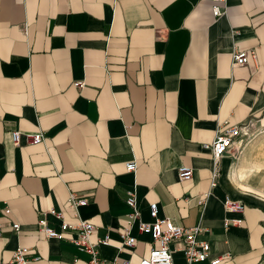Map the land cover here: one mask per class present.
Segmentation results:
<instances>
[{
  "label": "crops",
  "instance_id": "obj_1",
  "mask_svg": "<svg viewBox=\"0 0 264 264\" xmlns=\"http://www.w3.org/2000/svg\"><path fill=\"white\" fill-rule=\"evenodd\" d=\"M212 4L0 0V262L22 246L28 264H87L78 246L37 227L73 222L74 194L88 199L77 211L95 225L91 240L109 237L99 255L137 264L158 244L134 222L135 245L118 248L134 190L142 221L156 202L160 217L200 225L210 257L226 256L218 264H264V0H226L219 18ZM234 49L256 56L233 66ZM225 120L252 125L233 139L212 185L203 145ZM13 130L22 132L17 145ZM37 131L43 141L28 143L24 132ZM181 165L190 179L178 178ZM226 197L243 212L225 211ZM227 218L242 222L225 227ZM170 248L172 264H186Z\"/></svg>",
  "mask_w": 264,
  "mask_h": 264
},
{
  "label": "built area",
  "instance_id": "obj_2",
  "mask_svg": "<svg viewBox=\"0 0 264 264\" xmlns=\"http://www.w3.org/2000/svg\"><path fill=\"white\" fill-rule=\"evenodd\" d=\"M212 14L215 18H219L226 14V0H212ZM23 32H27V26L23 25ZM254 50H239L234 49L231 52V63L233 66H240L246 64L251 58H255ZM83 83L77 82L75 85L81 87ZM252 123L250 120L242 121L238 124H229L226 120L219 122L215 129V137L211 143H205L204 148L208 149L212 155V168H211V184L214 185L219 176V162L223 155L227 154L233 145V139L238 135H247ZM11 142L17 145L22 134L21 131H10ZM25 139L28 143L37 144L43 141V133L37 132H24ZM256 133L252 135L254 137ZM137 167L136 161L131 160L126 162L127 171H135ZM192 168L181 165L177 169V176L180 180H188L192 177ZM88 202L87 198L77 197L70 194L66 208L73 211V222L62 221L60 230L56 231L49 227L45 219H40L37 223L38 230L49 238L63 239L67 238L71 243L78 246L82 251L89 255L87 264H129L128 261H118L116 258L107 259L101 257L98 253V245H108L110 243L109 237L105 236L97 241L91 240V235L95 230V225L87 219L80 217L77 207L84 205ZM126 204L131 208L128 216L127 226L122 229L120 234L121 249L123 246H134L135 237L131 235V226L137 222L139 232L149 233L152 241L157 243V247H153L147 256L140 259L137 264H172V252L170 244H175V249L180 251L186 264H196L197 262L208 260L209 264H218L226 256H211V247L208 241L197 238L198 233L202 230L200 225L192 227H184L175 224L169 217H160L158 215V205L156 202L149 204L150 221H142L139 218V210L137 206V197L134 190L127 192L125 199ZM223 207L227 212L242 213L244 204L242 201L226 197L223 202ZM57 217H62V213L51 211ZM239 224L242 218L225 219L224 226L229 223ZM20 225L18 223L12 224L14 231H19ZM75 232V236H66L68 232ZM27 248L18 246L14 249L11 258L7 261L0 262V264H28L26 257Z\"/></svg>",
  "mask_w": 264,
  "mask_h": 264
}]
</instances>
